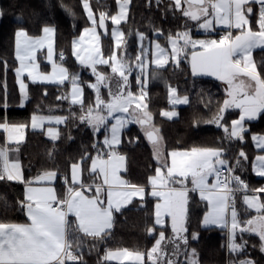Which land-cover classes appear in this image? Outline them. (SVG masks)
<instances>
[{"label":"snow or ice","instance_id":"1","mask_svg":"<svg viewBox=\"0 0 264 264\" xmlns=\"http://www.w3.org/2000/svg\"><path fill=\"white\" fill-rule=\"evenodd\" d=\"M116 3L118 8L116 14L110 15L106 11H99L97 19V12L93 10L89 0H82L88 20L93 25L92 28L86 27L84 33L91 32L97 43L93 46L92 52L85 57L81 55L77 47L78 42L74 40L72 55L85 70L91 71L95 82L82 80L78 72H71L63 63L55 64L54 26L44 25L41 29L43 36L30 35L23 27L15 31V58L20 62L19 67L15 69L20 88L19 107H24L29 98L27 84L21 79L26 71L33 82L37 79L58 84L69 81L70 94L57 99H70L72 105H80L79 114L70 111L68 117H40L33 114L31 126L37 128L45 120L49 123L54 121L59 125L66 123L70 118L79 119L80 123L92 129L94 136L102 134L103 140H97L91 145L96 152L95 156L85 152L79 161L71 163V181L67 176L64 177L65 183L69 185L65 195L58 196L53 187L39 189L26 187L24 198L18 201V204L25 212L28 222L0 221V264H68L69 261L84 264L81 251L84 244L82 237H90L97 242L105 241L112 234L116 214L123 215L126 206L133 203V197L138 196L141 201L144 200L148 192L147 187L131 183L119 175L122 171H127V157L121 153L119 146L122 144V129L128 124H138L152 147L153 156L159 166L155 168V174L148 178L152 189L150 194L160 198L162 203L155 204L154 223L146 229L154 238L150 250L145 253L130 252L127 248L117 249L115 252L107 251L103 259H118L122 256L143 264L146 256L152 264H181L179 258L185 256L184 264H199L196 250L193 248L188 251L189 236L186 227L189 192H198L201 200L208 201L209 206L202 225L206 228L216 226L225 229V246L228 251L237 256L243 254V258L234 260L231 264H258L255 259L247 256L249 240L244 239V235L257 236L259 250L264 253V201H261L258 195L264 193V187L250 189L248 183L238 174V170L243 168V161L248 159L246 153L240 150L236 156L229 158L227 155L229 148L223 146V141H227L229 145L233 141L243 143L249 132L245 126L246 122L264 116V65L258 66L253 59V51L256 48H264V0H171L166 6L165 10L181 12L184 17L196 21L198 27L205 31L223 25L237 32L233 35L232 31H228L218 40L193 39L190 30L169 33L167 39L171 44L170 54L158 42L155 43L158 53L152 55L151 63L157 67L168 64L169 55L178 66L180 63L178 57L191 46L193 75L215 76L227 85V98L218 106L211 119L203 121L223 130L221 146L192 147L190 151L184 152L172 151L167 153L171 157L170 166L162 149L161 130L153 123V113L146 102L148 79L142 74L146 66L145 58L149 54V49L143 44L147 37L142 32L136 33L140 41V52L134 58V62L126 54L118 55V50H121L122 44L125 43V33L119 27L113 28L110 32L115 42L110 54L105 57L101 50L100 36L96 28H104V34L108 35L106 20L110 19L113 25L119 26L128 18L131 0H116ZM151 3L152 0H149V5ZM155 3L159 8L162 0H155ZM184 4H187L186 8L183 7ZM2 15L3 12L0 11V16ZM154 31L157 36L163 35L161 29L157 28ZM80 39L82 40L83 36ZM181 40L183 44L179 43ZM45 46L47 59L53 63L54 71L51 75L35 73L36 53ZM197 46L201 51L195 50ZM59 59L61 62L65 59L62 51L59 53ZM0 63L7 68L6 60L0 59ZM97 65H107L111 73L117 74L119 79H113L109 74L98 70ZM133 66L139 69L136 76L139 92L135 94L130 90L129 82ZM155 77L154 73L153 78ZM3 86L6 91V82ZM102 87L108 90V99L103 98ZM85 88H90L95 93L94 104L85 103ZM169 102L172 105L188 104L189 97L176 95V89L169 86ZM3 107L7 108V104L5 103ZM231 108L239 109L240 114L238 119L229 123L225 113ZM160 115L172 119L177 113L174 110H162ZM113 120L114 123L111 122ZM198 123L200 121H194V124ZM27 126V123H10L6 117L0 118V129L9 133V139L18 137L21 130ZM48 132L53 140L59 138V133L54 129L49 128ZM139 139L131 137L128 143H137ZM252 140L257 148L264 150V135H253ZM11 151H18V148L0 147V162L3 164L0 168V180L7 179L30 185L32 181L24 177L20 163L10 161ZM87 160H90L91 164L84 168L83 164ZM252 167L256 175L264 177V155L256 156ZM85 171L93 178L92 183H86L81 179ZM57 175L55 170H45L36 179L53 181ZM189 176L192 185L190 189L185 185ZM101 177L102 182L97 183ZM209 178H212L211 183ZM169 182L181 187H172L168 191L158 190V185L168 187ZM85 191L91 192L92 195H85ZM238 191L244 193V204L248 209H254L256 216L240 219L235 207V193ZM249 192L252 194L249 195ZM164 217L171 220V236H166L167 225ZM157 226L160 228L158 235ZM190 235L192 240L198 239V233L193 232ZM169 244L172 245L171 254L167 250ZM252 247L255 248L257 245L253 244Z\"/></svg>","mask_w":264,"mask_h":264},{"label":"trees","instance_id":"2","mask_svg":"<svg viewBox=\"0 0 264 264\" xmlns=\"http://www.w3.org/2000/svg\"><path fill=\"white\" fill-rule=\"evenodd\" d=\"M91 2L97 13L106 11L111 15L118 11L116 0H91ZM170 3L171 0H162L158 8L155 0H152L151 5H149V0H131L129 17L123 22V27L129 38V47L133 54L137 46L136 31H144L153 36L154 30L158 28L163 32V35L159 37L166 41L169 33L175 34L194 24V21L184 17L179 11L165 10ZM0 11L3 12L0 16V59L7 61V68L0 63V118L6 117L10 123H27L28 125L24 141L10 145V147L18 148L24 177L27 180H33L45 170H55L58 173L56 187L59 196H63L67 191L63 174H69L71 163L79 161L85 152L95 156L96 152L91 145L97 140L102 141L103 135L94 136L90 127L80 123L79 119L71 118L60 126L59 138L55 140L44 129H33L30 126L33 114L68 117L70 111L79 114L80 105H72L69 100L57 99V97L68 94L69 81H65L64 84L31 81L28 86L29 98L24 107H19L20 88L15 72L18 66L15 58V31L23 27L31 35H40L44 25L54 26L58 59L61 51L66 52L63 63L70 71L80 72L82 70L81 79L93 82L94 76L83 71L84 68L72 55V42L90 24V21L83 8L82 0H0ZM18 17L20 19H17ZM108 22L109 34L105 35L101 30L103 51L106 55H109L114 48L113 39L110 36V19ZM255 60L258 66L264 65V48L255 51ZM41 65L43 70L50 69V64L44 61ZM160 70H163L166 82L151 83L148 86L147 101L154 115L153 123L160 128L164 137L162 148L165 155L174 148L190 150L192 147L221 146L223 130L203 121L211 119L217 112L218 106L227 98L225 84L213 77L194 76L188 55L180 60L178 66L170 64L160 67ZM5 82L6 91L3 86ZM166 83L177 86L180 94L189 96V103L179 106V115L172 119L160 115L162 110L171 107ZM88 102L95 103V93L92 89L85 88V103ZM5 103L7 108L3 107ZM238 115L237 109H230L225 113L229 123ZM194 121H200V123L194 124ZM246 126L249 132L243 143L233 141L229 145L227 141H223V146L229 148L227 153L229 158L236 156L240 150L246 153L248 159L243 161V168L238 170V174L248 181L250 187H254L264 183V178L257 177L252 167L256 153L260 152L254 146L252 135L264 133V116L247 122ZM69 136L72 138L69 139ZM131 137L140 139L137 143H128ZM6 145V132L0 129V147H6ZM119 149L127 157L128 167L124 175L131 183L146 186L148 193L143 201L136 198L132 204L127 205L123 215L116 214L112 234L105 241L97 242L90 237H82L84 244L81 251L84 264H129L104 260L103 257L109 250L125 248L146 253L154 244L153 236L146 231L154 223L156 204V197L149 193L148 178L155 173V168L159 164L153 156L151 145L136 124L124 130L123 142ZM90 164L91 161L87 160L83 167L88 168ZM83 180L87 182L93 178L85 171ZM25 186L18 181L0 180V221L23 222L27 220L25 212L18 204V201L24 198ZM205 210V201L201 200L198 192H191L187 235L189 236V248L196 250L199 264H231L233 259L242 258L243 254L237 256L230 253L225 246V229L216 226L206 228L202 225ZM242 213H244L243 220L256 216L255 212L242 211ZM70 219L74 218L70 217ZM159 230L157 226V235ZM193 232L198 233V239H191L190 234ZM171 235V226L167 224L166 236ZM244 237L249 240L246 249L247 256L255 259L258 264H264V253L260 252L258 247L259 238L248 234ZM253 244L257 247L253 248ZM171 248L172 245L169 244L168 252H171ZM68 264H74V262L69 261ZM143 264H152V262L146 257V262Z\"/></svg>","mask_w":264,"mask_h":264},{"label":"rangeland","instance_id":"3","mask_svg":"<svg viewBox=\"0 0 264 264\" xmlns=\"http://www.w3.org/2000/svg\"><path fill=\"white\" fill-rule=\"evenodd\" d=\"M89 3L91 4V6H92V8H93V10L96 12V10H95V8L93 7V5H92V2H91V0H89ZM129 11H130V5H129V9H128V17H129ZM97 19H98V13H97ZM128 19V18H127ZM111 21V20H110ZM127 21V20H126ZM123 22H125V21H122L121 22V24L119 25V26H116V25H113L112 23H111V29H110V32H111V30L113 29V28H115V27H119L120 28V30H122L124 33H125V43L124 44H122V46H121V50H118V55H125L126 54V56L127 57H130V58H132V60H133V62H134V58L139 54V52H140V41H139V39H138V37H137V35H136V33L137 32H142V33H144L145 34V36L147 37V39L146 40H144V42H143V44H144V47L145 48H148L149 49V54H148V56L145 58V61H146V66H145V69H144V73L142 74L143 76H146L147 77V79H148V83H147V92H148V86L151 84V83H153V82H157V81H163V82H166V80L164 79V73H163V70H160V67H157L155 64H153V63H151V59H152V55L153 54H156V53H158V49H156L155 48V43H159L162 47H164L165 49H166V51H167V53H171V44L168 42V39L166 40V41H164V40H162L159 36H157L156 34H154L153 36H151V35H149V34H147L146 32H144V31H136V33H135V37H136V52H134V54H133V52L131 51L132 49H130V47H129V42H128V40H129V38L127 37V35H126V31H125V29H124V27H123ZM86 27H88V28H92L93 27V25H92V23H91V21H90V24L88 25V26H86ZM85 27V28H86ZM84 28V29H85ZM84 29L82 30V33L78 36V37H76L74 40L75 41H77L78 42V44H77V47L80 49V51H81V55L82 56H85V57H87L91 52H92V49H93V46L97 43V41L93 38V35H92V33L91 32H89V33H84ZM186 30H190V35L192 36V38L193 39H197V40H206L207 39V37H199V36H196V34H197V32L199 33V32H204V33H206V32H211V31H214L215 30V27L213 28V29H211V30H208V31H205L204 29H201V28H199L198 27V24H197V22L196 21H194V24L192 25V26H190L188 29H185V30H183V31H186ZM183 31H180V32H183ZM96 32H97V34H99V36H100V40H99V43H100V46H101V50H102V52L104 53V51H103V42H102V34H101V28H99V27H97L96 28ZM208 33H206V34H208ZM81 36H83V39L81 40L80 38H81ZM180 44H183V41L181 40L180 42H179ZM113 45L115 46V42L113 41ZM257 49H259V48H257ZM257 49H255L254 51H253V59H254V61H255V63H256V60H255V51L257 50ZM196 51H201V49L199 48V46H197V48L195 49ZM192 51H193V49L191 48V46H188L185 50H184V52H182L181 53V55H180V57H178V59L179 60H181L182 58H184L185 57V55H188V58H189V61H190V64H191V54H192ZM41 56H43V52H40L39 53ZM104 55H105V57H107L108 55H106L105 53H104ZM43 61H44V63L46 62V63H48V64H50V68H52V66H53V64L52 63H50L49 61H47L46 60V58L44 59V56H43ZM59 64H61V63H59ZM170 64H176L172 59H171V56L169 55V62H168V64H166L164 67H166V66H168V65H170ZM58 65V64H57ZM63 66L64 67H66V68H68V66L65 64V63H63ZM102 67H104V69H108V70H104V69H102ZM97 68H98V70H100V71H103L104 73H107V74H109L110 76H112L113 77V79H119V77H118V75L117 74H112L111 73V69L107 66V65H97ZM191 69H192V65H191ZM85 69H83V71H84ZM45 71H48V70H45ZM82 71V70H81ZM81 71L80 72H78L80 75H81ZM85 71H87V72H89V74L90 75H92L91 74V71L90 70H85ZM138 72H139V69H136L134 66H133V71H132V73H131V75L129 76V82H130V90L135 94V93H138L139 92V86L137 85V83H136V76H137V74H138ZM156 74V77L155 78H153V74ZM195 76H208V77H213V78H216L215 76H210V75H203V74H197V75H195ZM95 78V77H94ZM217 79V78H216ZM246 79V78H245ZM93 82H95V79H94V81ZM223 82V81H222ZM224 83V82H223ZM167 84V91H168V100H169V86H171V87H173V88H175L176 89V95H178V96H180V97H183V96H185V95H183V94H180L179 92H178V88H177V86H174V85H172V84H168V83H166ZM226 87H227V85H225ZM101 93H102V96H103V98H105V99H108V90L106 89V88H101ZM188 96V95H187ZM189 97V96H188ZM147 103H148V101H146ZM171 104V103H170ZM182 105H185V104H176V105H172L171 104V107H169V108H165L164 110L165 111H175L176 113H177V116L179 115V106H182ZM135 105L133 104V107H134ZM231 109H234V108H231ZM228 110H230V109H228ZM238 111H239V109H237ZM239 114H240V112H239ZM126 115V114H125ZM177 116H175V117H177ZM175 117H173V118H175ZM238 117H239V115L237 116V117H235L234 119H238ZM233 119V120H234ZM112 123H114L115 121L113 120V121H111ZM153 122H154V115H153ZM247 123V122H246ZM155 124V123H154ZM131 125H133V124H128L124 129H122V133H121V139H122V142H123V133H124V130L126 129V128H128V127H130ZM136 125H138V124H136ZM156 125V124H155ZM157 126V125H156ZM245 126H246V124H245ZM138 127H139V129H140V126L138 125ZM158 127V126H157ZM159 128V127H158ZM246 128H247V126H246ZM141 130V129H140ZM142 132V131H141ZM143 133V132H142ZM162 135V134H161ZM253 135H264V133L262 134V133H254ZM252 135V136H253ZM163 140H164V137H163ZM253 141V140H252ZM253 143H254V146L256 147V143L253 141ZM163 144H164V142L162 141V147H163ZM257 148V147H256ZM163 149V148H162ZM258 150H260V152H258V153H256V156H258V155H264V150H262V149H260V148H257ZM172 151H178V152H184V151H190V150H188V149H177V148H174V149H171L168 153H170V152H172ZM256 156H255V158H256ZM165 158L167 159V162H168V165L170 166L171 165V157L170 156H166L165 155ZM255 158H254V161H253V164L255 163ZM159 166V165H158ZM166 171H167V169L165 168L164 169V173L166 174ZM254 172V171H253ZM155 174V173H154ZM153 174V175H154ZM254 174L256 175V173L254 172ZM152 175V176H153ZM257 177H261V176H258V175H256ZM261 178H264V177H261ZM245 180V179H244ZM247 183H248V181L247 180H245ZM209 182L211 183L212 182V178H209ZM185 185L190 189L191 187H192V185H191V176H189L188 177V179L185 181ZM248 185H249V183H248ZM158 187V190H161V191H168L169 190V188H172V187H175V188H179V187H181L180 185H178V184H174V183H171V182H169V184H168V187H164V186H162V185H158L157 186ZM250 187V186H249ZM260 187H264V183L262 184V185H256V186H254V187H250V189L251 188H260ZM151 185L149 186V193H151ZM190 193L191 192H189V199H188V205H189V200H190ZM199 194V193H198ZM252 193L251 192H249V195H251ZM151 195V194H150ZM243 195H244V193L243 192H241V191H238L237 192V196H236V198H235V207H236V209H237V211H238V213H239V217H240V219L241 220H243V214L244 213H242V211H246V212H248V213H253V212H255L256 213V211L254 210V209H248L247 208V205L246 204H244V202H243ZM259 195V198H260V200L261 201H264V193H260V194H258ZM200 196V195H199ZM205 201V203H206V210H205V213H204V215L209 211V206H208V201H206V200H204ZM157 202H161L162 203V201L160 200V198H158V197H156V203ZM188 205H187V208H188ZM255 215H257V213L255 214ZM228 216H229V219H230V210H229V213H228ZM204 217V216H203ZM164 220L166 221V225L167 224H169L170 226H171V220H170V218L169 217H164ZM203 220V219H202ZM186 227H187V222H186ZM244 239H246L245 237H244ZM247 240V239H246ZM188 251L190 252L191 251V249L189 248L188 249ZM169 254H171V252H169ZM243 258V257H242ZM248 258H251V259H253L252 257H248ZM180 261H181V264H182V262L184 261V260H186V257L185 256H181L180 258ZM238 259H240V258H238ZM237 259V260H238ZM235 259H233L232 261H234Z\"/></svg>","mask_w":264,"mask_h":264},{"label":"crops","instance_id":"4","mask_svg":"<svg viewBox=\"0 0 264 264\" xmlns=\"http://www.w3.org/2000/svg\"><path fill=\"white\" fill-rule=\"evenodd\" d=\"M183 7L186 8L187 7V4H184ZM221 29H227V28L225 26H223V25H218V26H215V30L214 31H211L209 33L206 32L208 34H206L204 32H199V33L197 32L196 36H199V37H201V36L202 37H207V39H214V37L217 34V32L219 30H221ZM227 30L228 31H232L233 35L237 34L236 30H234V29H227ZM43 35L44 34L42 32L40 35H33V36H43ZM40 52H43L44 59L46 58V60L48 61V59H47V47L45 46L44 48L38 50L37 53H36V60L34 61V63L37 65V67L35 69V73L41 74V75H45V74L46 75H51L53 73V71H54V68L52 66V68H50L48 71H45V70L42 69V65L41 64H42V61H43V56H41L39 54ZM53 61L55 62L56 65L57 64L60 65L59 63H63V62H61L58 59V53L56 51V32H55V35L53 37ZM50 63H52V62H50ZM19 65H20V62L18 61V66L17 67H19ZM21 79H23L24 82L27 84V91H28L29 82H31L32 80L28 77L27 71L24 73V75L21 77ZM57 79H58V77H57ZM35 82H40V83H53V82H49V81H45V80H41V79H37ZM226 89H227V87H226ZM70 92H71V84L69 82V91H68V94H70ZM84 98H85V91H84ZM69 101H70V99H69ZM36 115L37 116H40V117H49V116H52V117H55V116L66 117V116H63V115H41V114H36ZM63 124L57 125L54 121L51 122V123H49L47 120H45L43 123H41V125L39 127L33 128L31 126V120H30V126L33 129H38V130L39 129H44L49 136H50V134L48 132V129L49 128H52V129H54V131L60 133V126L63 125ZM5 132H6V140H7V145H6L5 148L17 149L15 147H10V145L17 143V139H19V143L24 141L25 136H26V127L21 130V132L19 133V136L18 137L14 136L12 139H9V133L7 131H5ZM166 156H167V154H166ZM9 159H10V161H18L20 163V159H19V156H18V151H11V152H9ZM20 165H21V163H20ZM2 166H3V164H2V162H0V168H2ZM126 167H128L127 160H126ZM21 170H22V166H21ZM22 172H23V170H22ZM124 173L125 172L122 171L121 173H119V175L121 176L122 179H125V180L129 181L127 179V177L124 175ZM67 177H68L69 181H71V170H70V173L67 174ZM36 178L33 179V180H31L32 183L30 185L25 186V190H26V187H29V186L32 187V188H37V189L44 188V187H53L55 189L57 195L59 196V193H58V190H57V187H56V182L58 180V175H57V178L55 180H53V181H47V180H45V181H37ZM81 179L83 180V176L81 177ZM100 182H102V177L100 178V180H97V183H100ZM86 183H92V180L91 181H87ZM68 186L69 185L67 184V188H68ZM104 188H105V191H106L107 190V186L105 185ZM85 195L91 196L92 193L91 192H88V191H85ZM136 198H139V197L138 196L137 197H133V200L136 199ZM26 222H28V221L26 220V221H23V222H12V223H26ZM116 250L117 249H115V250H109V251L115 252ZM129 251L130 252H136V251H133V250H129ZM110 261H116V262H119V263L138 264V262H136L134 259H132V258L125 259L122 256L119 257L118 259L117 258L110 259ZM145 262H146V256L144 257V260H143V263H145Z\"/></svg>","mask_w":264,"mask_h":264},{"label":"built area","instance_id":"5","mask_svg":"<svg viewBox=\"0 0 264 264\" xmlns=\"http://www.w3.org/2000/svg\"><path fill=\"white\" fill-rule=\"evenodd\" d=\"M227 32H228V30L227 29H221V30H219L218 32H217V34L215 35V37H214V39H219L222 35H225V34H227ZM64 53V56H65V58H66V52H63ZM60 60V59H59ZM65 60V59H64ZM65 176H67V174L65 173V174H63V178L65 177ZM243 179V178H242ZM242 192V191H241ZM236 196H237V192L235 193V198H236Z\"/></svg>","mask_w":264,"mask_h":264},{"label":"water","instance_id":"6","mask_svg":"<svg viewBox=\"0 0 264 264\" xmlns=\"http://www.w3.org/2000/svg\"><path fill=\"white\" fill-rule=\"evenodd\" d=\"M105 23L107 25V30H109V22H108V20H106ZM101 30L105 33V29L104 28H101Z\"/></svg>","mask_w":264,"mask_h":264}]
</instances>
